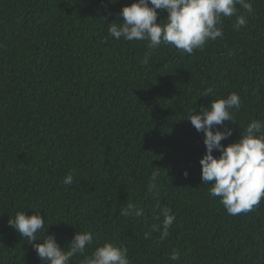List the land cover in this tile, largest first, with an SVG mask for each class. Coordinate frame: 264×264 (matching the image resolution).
<instances>
[{"label":"trees","instance_id":"1","mask_svg":"<svg viewBox=\"0 0 264 264\" xmlns=\"http://www.w3.org/2000/svg\"><path fill=\"white\" fill-rule=\"evenodd\" d=\"M133 2L0 0V264H44L8 225L17 211L34 214L30 207L61 248L81 230L94 235L86 254L123 244L130 264H264V199L227 214L201 184L203 133L184 119L235 92L241 108L235 124L224 122L232 135L222 145L264 120V0H250L251 14L237 5L248 20L239 31L235 15L224 17L223 37L203 50L162 44L147 64L146 41L107 33ZM157 12L163 23L167 12ZM209 87L213 94L200 97ZM153 172L157 195L147 190ZM157 199L175 215L162 242L158 232L144 238L160 223ZM128 202L145 216L119 215ZM174 249L177 261L168 258Z\"/></svg>","mask_w":264,"mask_h":264},{"label":"clouds","instance_id":"2","mask_svg":"<svg viewBox=\"0 0 264 264\" xmlns=\"http://www.w3.org/2000/svg\"><path fill=\"white\" fill-rule=\"evenodd\" d=\"M237 5L248 14L253 12L250 0H134L120 9L122 20L108 24L107 33L116 40L146 41L148 51L141 60L142 64H147L152 51L162 44L191 55L195 49L203 50L208 41L223 37L219 27L222 18L235 15L233 27L237 31L247 25L246 16L237 15ZM157 10L167 12L163 23L157 22ZM212 94L209 87L200 97ZM240 108L239 95L231 92L227 97L211 99L209 105L201 107L198 113L194 107L184 118L197 132L203 133L205 152L199 159L201 184L210 185L209 195L219 198L227 214L233 216L253 211L264 199V120L252 119L242 129L237 141L226 146L221 144L232 135V128L224 122L235 124V111ZM214 151L219 155L214 157ZM183 175L187 177V171ZM157 177L158 173L153 172L147 188L153 195H157ZM61 183L73 185L72 173L69 172ZM28 209L36 211L32 215L17 211L13 218L8 219V225L31 244L44 264H71L74 257H82L78 264H130L128 248L123 244L104 242L86 254L94 243V235L89 231L75 232L67 248H61L54 235L45 234L49 224L45 226L39 208ZM154 210H159L155 219L160 223L152 224L144 238L150 239L152 232H158L162 242L170 235L169 228L175 221V215L170 208L161 207L159 199ZM119 215L141 218L145 216V209L128 202L119 209ZM41 237L42 243H34ZM168 258L179 260V251L172 250Z\"/></svg>","mask_w":264,"mask_h":264}]
</instances>
